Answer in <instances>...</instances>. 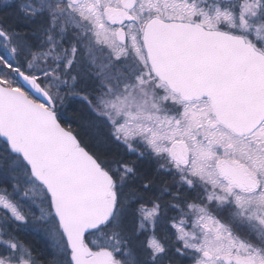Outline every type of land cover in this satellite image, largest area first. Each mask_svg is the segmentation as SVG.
Returning a JSON list of instances; mask_svg holds the SVG:
<instances>
[{"label": "snow or ice", "instance_id": "snow-or-ice-1", "mask_svg": "<svg viewBox=\"0 0 264 264\" xmlns=\"http://www.w3.org/2000/svg\"><path fill=\"white\" fill-rule=\"evenodd\" d=\"M0 264H264V0H0Z\"/></svg>", "mask_w": 264, "mask_h": 264}, {"label": "trees", "instance_id": "trees-1", "mask_svg": "<svg viewBox=\"0 0 264 264\" xmlns=\"http://www.w3.org/2000/svg\"><path fill=\"white\" fill-rule=\"evenodd\" d=\"M27 243H30L34 250H36L39 254L41 260L47 258V254L49 252V247L46 244V241L42 236H36L32 234H26L25 237L22 238Z\"/></svg>", "mask_w": 264, "mask_h": 264}, {"label": "rangeland", "instance_id": "rangeland-1", "mask_svg": "<svg viewBox=\"0 0 264 264\" xmlns=\"http://www.w3.org/2000/svg\"><path fill=\"white\" fill-rule=\"evenodd\" d=\"M25 235H26V234H23V235L21 234V236H23V237H25ZM36 235H37V234H36ZM37 236H39V235H37ZM40 236H42V235H40ZM42 237H43V236H42ZM43 239L45 240L44 237H43ZM49 251H50V249H49Z\"/></svg>", "mask_w": 264, "mask_h": 264}, {"label": "flooded vegetation", "instance_id": "flooded-vegetation-1", "mask_svg": "<svg viewBox=\"0 0 264 264\" xmlns=\"http://www.w3.org/2000/svg\"><path fill=\"white\" fill-rule=\"evenodd\" d=\"M22 235H23V233H22ZM32 235H36V234H32ZM37 236V235H36ZM22 238H23V236H21ZM35 252L38 254V252L35 250Z\"/></svg>", "mask_w": 264, "mask_h": 264}]
</instances>
